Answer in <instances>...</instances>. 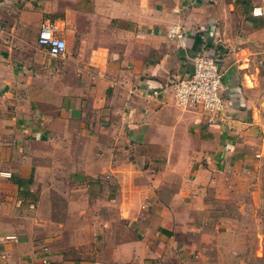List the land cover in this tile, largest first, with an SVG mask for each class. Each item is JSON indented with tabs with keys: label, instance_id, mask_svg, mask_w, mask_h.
Here are the masks:
<instances>
[{
	"label": "crops",
	"instance_id": "0c3cea01",
	"mask_svg": "<svg viewBox=\"0 0 264 264\" xmlns=\"http://www.w3.org/2000/svg\"><path fill=\"white\" fill-rule=\"evenodd\" d=\"M0 26V264H264V0H0ZM206 53L213 120L164 91Z\"/></svg>",
	"mask_w": 264,
	"mask_h": 264
},
{
	"label": "built area",
	"instance_id": "2783aa9c",
	"mask_svg": "<svg viewBox=\"0 0 264 264\" xmlns=\"http://www.w3.org/2000/svg\"><path fill=\"white\" fill-rule=\"evenodd\" d=\"M260 10H254V16H262ZM0 26V31H1ZM59 25L56 21L43 22L38 33L37 42L47 49L51 58L58 59L65 55L66 43L59 37ZM168 38H180L181 31L172 27ZM222 73L220 71L219 57L213 53L196 56L192 62V72L185 78L170 81L164 91L170 89L177 108L187 110L190 108L207 114L211 120L217 118L223 111L222 99ZM153 95H158L154 92Z\"/></svg>",
	"mask_w": 264,
	"mask_h": 264
}]
</instances>
